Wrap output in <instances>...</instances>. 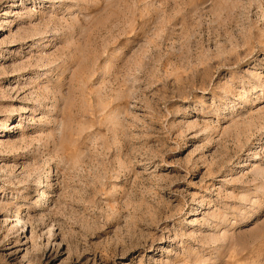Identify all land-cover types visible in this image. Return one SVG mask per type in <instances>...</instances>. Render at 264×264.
<instances>
[{"label": "rangeland", "instance_id": "1", "mask_svg": "<svg viewBox=\"0 0 264 264\" xmlns=\"http://www.w3.org/2000/svg\"><path fill=\"white\" fill-rule=\"evenodd\" d=\"M0 264H264V0H0Z\"/></svg>", "mask_w": 264, "mask_h": 264}]
</instances>
